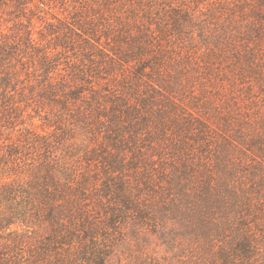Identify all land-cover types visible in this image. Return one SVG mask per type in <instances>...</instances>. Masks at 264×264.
Returning a JSON list of instances; mask_svg holds the SVG:
<instances>
[{
	"label": "trees",
	"instance_id": "16d2710c",
	"mask_svg": "<svg viewBox=\"0 0 264 264\" xmlns=\"http://www.w3.org/2000/svg\"><path fill=\"white\" fill-rule=\"evenodd\" d=\"M62 55L30 31L0 39V128L54 127L34 154L27 135L0 144V230L23 228L0 234V264H264V199L236 181L234 150L185 112L86 88Z\"/></svg>",
	"mask_w": 264,
	"mask_h": 264
},
{
	"label": "rangeland",
	"instance_id": "374dc122",
	"mask_svg": "<svg viewBox=\"0 0 264 264\" xmlns=\"http://www.w3.org/2000/svg\"><path fill=\"white\" fill-rule=\"evenodd\" d=\"M28 1L26 10L14 0L0 6L1 40L30 31L40 49L63 51L59 69L81 76L86 88L124 98L144 114L171 109L205 124L212 143L234 150L236 181L264 199V0ZM53 130L34 114L19 131L0 128V144L22 145L27 135L34 154L35 133ZM11 232L23 228L0 230Z\"/></svg>",
	"mask_w": 264,
	"mask_h": 264
}]
</instances>
